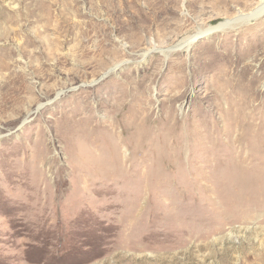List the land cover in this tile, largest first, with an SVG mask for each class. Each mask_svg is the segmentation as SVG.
<instances>
[{
	"label": "rangeland",
	"instance_id": "374dc122",
	"mask_svg": "<svg viewBox=\"0 0 264 264\" xmlns=\"http://www.w3.org/2000/svg\"><path fill=\"white\" fill-rule=\"evenodd\" d=\"M259 2L0 0V264H264Z\"/></svg>",
	"mask_w": 264,
	"mask_h": 264
},
{
	"label": "bare ground",
	"instance_id": "6f19581e",
	"mask_svg": "<svg viewBox=\"0 0 264 264\" xmlns=\"http://www.w3.org/2000/svg\"><path fill=\"white\" fill-rule=\"evenodd\" d=\"M38 1H40V0H38ZM43 2H39V3H43ZM41 11H45V13H43V14H33V13H30V11H27L26 12V17L27 18H30L31 17L34 20L32 22H40V21L45 22L46 19L47 20L49 19L48 18L49 15H47V10L42 9ZM263 13H264V0H260V2L257 4V6L254 9H252L251 13L247 16V19H250V17L257 18V17H259ZM236 22H238V20H236L234 22L232 20H229V21H227V22H225L223 24H219V25L211 26V27H206L205 30H203V31L205 32V34H207L211 30H214V29H227V28H232ZM80 23H81L80 21L73 22V28H76L77 27L78 29L81 30L79 32L80 34H85V36H88L90 34V32L92 31L91 29H93V28H91L89 25H87V23H85V27L84 28H81L80 27ZM48 25H49V22H46L45 26H48ZM203 31H200L198 33H195V34H193V35H191V36H189V37H187V38L179 41V43L177 45H175L174 47H172V48L174 50H176V51L178 49H181V48L182 49H188V47L191 45V43L195 40L197 34L203 32ZM33 32H34L35 36L37 37L38 41L41 42L44 46L45 45L51 46L50 45L51 43L49 41V38H47L45 35H43V32L42 31H39L36 28H34V31ZM4 34H5V32H4ZM14 34H16V33H14ZM36 37H35V39H36ZM32 42L33 41H28V42H25L24 41V42H22V45L23 46H21V49L20 50H22L24 53H26V55L28 53L29 58L31 60H35V59L32 58L33 55L30 54L26 50L27 47L32 44ZM161 52H163L164 54H166V51L164 49H161ZM45 54L49 58V50L47 52L45 51ZM14 65H16V64H14V63L10 64L9 62L5 61L4 59H3V62L0 64V77H2V79H3V85L0 88V90H1L0 96L1 97L4 96V95H7L8 92L9 93H16L17 91H24V93H27V94L31 92V89H32L31 88V85H27L26 82L24 81V78H23L24 77V72H17V71H15L12 68V66L14 67ZM17 65H19V64H17ZM57 65H59V64H57ZM111 71H112V69H111ZM33 72H35L37 74L38 72H44V71L41 70V68H39L38 66H36V67H34ZM23 98L26 99V96H24Z\"/></svg>",
	"mask_w": 264,
	"mask_h": 264
}]
</instances>
